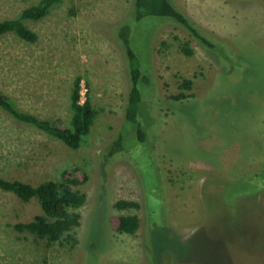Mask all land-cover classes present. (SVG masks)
<instances>
[{
  "label": "rangeland",
  "instance_id": "obj_1",
  "mask_svg": "<svg viewBox=\"0 0 264 264\" xmlns=\"http://www.w3.org/2000/svg\"><path fill=\"white\" fill-rule=\"evenodd\" d=\"M39 1L0 0V21ZM133 1L60 0L24 22L35 42L0 35V93L18 110L67 127L79 78L80 100L86 94L96 112L73 151L0 111L1 178L34 185L73 168L87 177L78 188L85 203L71 210L79 215L72 245L16 232L39 205L0 191V264H264V192L252 197L264 186V0H170L213 49L164 19L133 24ZM125 24L136 55L149 60L141 142L123 122L128 71L115 35ZM181 92L186 98L172 99ZM118 200L139 208L115 210ZM126 215L138 218L137 231L114 233L110 219ZM147 222L175 243L165 246L160 229L145 237Z\"/></svg>",
  "mask_w": 264,
  "mask_h": 264
},
{
  "label": "trees",
  "instance_id": "obj_2",
  "mask_svg": "<svg viewBox=\"0 0 264 264\" xmlns=\"http://www.w3.org/2000/svg\"><path fill=\"white\" fill-rule=\"evenodd\" d=\"M60 3V0H40L37 5L23 9L17 18L0 21V35L12 34L19 40L33 43L36 36L24 26V22H36L43 19L46 14ZM144 19H164L180 27L191 39L206 49H213L212 41L204 36L189 20L181 13L170 0H134L131 20L138 23ZM166 19V20H165ZM161 22V21H160ZM116 39L122 47L128 71V93L124 107L123 122L134 124L136 138L143 141L144 133L137 123L138 105L141 102V91L150 82L149 60L141 59L136 55V49L131 41L130 25L125 24L116 30ZM180 51L186 57L191 56V49L188 43L180 45ZM191 82L182 80L179 88L189 90ZM80 79L74 78L69 93L68 108L70 112L67 127L61 128L51 124L47 120H40L31 114L18 110L12 101L0 93V111L12 118L14 121L28 125L41 133L52 137L62 143L70 150H76L82 138H84L93 123L96 112L93 110L88 96L80 100ZM186 98L184 93H179L172 97L173 100ZM120 143L116 138L114 147ZM78 169L63 171L55 181L47 180L31 185L17 179H3L0 177V191L14 195L21 202H28L35 199L39 205L40 214L32 218L27 223H17L13 229L18 233H27L37 240H44L49 246L58 242L62 237L70 239L71 245L75 243L70 233L79 226L78 213L76 210L84 205L85 195L78 189L82 186L87 177L83 173L79 177ZM264 192V186L256 192H252V197L256 198ZM115 210H137L138 203L130 200H118L113 204ZM139 227V220L136 216H118L110 219V228L114 233L134 235ZM147 233L151 237V232L160 229L163 234H159L162 242L172 244L170 234L164 232L165 228H156V225L146 224ZM152 229V231H151ZM159 230V232H160ZM177 244V243H176ZM154 249L158 252L160 248Z\"/></svg>",
  "mask_w": 264,
  "mask_h": 264
}]
</instances>
